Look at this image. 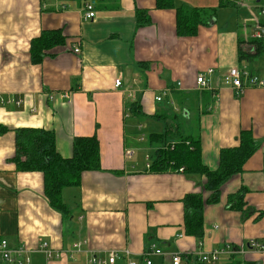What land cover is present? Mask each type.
<instances>
[{"label":"crops","instance_id":"0c3cea01","mask_svg":"<svg viewBox=\"0 0 264 264\" xmlns=\"http://www.w3.org/2000/svg\"><path fill=\"white\" fill-rule=\"evenodd\" d=\"M172 2L171 9H156V0H117L110 10H97L89 1L0 0V126L8 129L0 135V242L25 248L30 264H88L110 251L116 264L126 263L124 251L144 264L148 245L163 254L150 256L151 264H171L174 253L181 264H200L198 252L223 248L228 252L218 264H264V252L248 246L264 242V88L237 94L223 84L227 70L240 65V51L255 52L247 42L264 0ZM88 3L93 20L82 15ZM182 6L214 10L215 18L195 36L180 37L176 8ZM137 10L146 12L148 24L137 26ZM43 32H57L62 41L33 64L31 43ZM259 58L243 65L264 79ZM208 70L209 89H201L196 78ZM116 80L121 87L114 88ZM196 115L200 161L209 171L217 169L221 150L239 145L241 131L260 145L221 186L218 203H204L198 240L184 232L183 200L208 199L205 176L150 172L156 147L146 140L165 122L183 116L190 126ZM16 129L52 132L64 159L75 138H97L100 170L82 173L80 186L63 191L67 217L49 206L41 173L17 172L11 163ZM241 188L244 207L232 211L228 199ZM76 243L80 251L71 256Z\"/></svg>","mask_w":264,"mask_h":264},{"label":"trees","instance_id":"16d2710c","mask_svg":"<svg viewBox=\"0 0 264 264\" xmlns=\"http://www.w3.org/2000/svg\"><path fill=\"white\" fill-rule=\"evenodd\" d=\"M74 1L80 5L85 2L94 4L97 10H110L117 0H65ZM83 3V4H82ZM156 9L173 8L172 0H156ZM137 26L149 23L145 11L135 12ZM215 12L211 9H195L187 6L176 8V33L180 37H192L197 34L198 27L214 20ZM264 26V18L260 21ZM62 39L57 32H43L38 40L32 41L30 48L31 62L38 64L43 59V51L60 43ZM248 44L254 46L255 52L249 55L240 51L239 66L250 62L251 57L264 54V36L262 39H249ZM240 44L243 41L240 40ZM246 67V66H245ZM247 68V67H246ZM248 71L253 74L249 69ZM255 75V74H253ZM169 101H167L168 103ZM132 109L135 110L134 104ZM205 113V112H204ZM183 116L174 124L165 122L162 133H152L147 137V144L155 146L149 171L163 173L180 168L187 174L205 176V190L210 193L203 202L200 195H188L183 200V224L187 236L201 239L203 234V206L218 203L220 188L230 178L240 174L246 161L258 150L259 143L255 142L248 131L239 134V145L232 149H223L219 153L218 167L215 171L206 169L200 161L199 117L196 115L190 126L182 121ZM8 131L0 126V135ZM15 153L11 159L17 172H38L43 177V191L49 206L67 217L68 206L62 200L66 189L80 186L84 172L100 170L99 145L95 136L75 138L72 144V156L64 159L55 149L54 134L39 129H16ZM246 190L241 188L229 197L228 207L232 211H242L243 198Z\"/></svg>","mask_w":264,"mask_h":264},{"label":"built area","instance_id":"2783aa9c","mask_svg":"<svg viewBox=\"0 0 264 264\" xmlns=\"http://www.w3.org/2000/svg\"><path fill=\"white\" fill-rule=\"evenodd\" d=\"M61 1V0H56ZM84 20H93L95 17L94 7L91 4H85L82 12ZM264 18V5L258 9V16L254 17L251 22L254 30L251 33L250 38L259 40L264 36V26L261 25L260 21ZM75 54L79 53V49L73 50ZM213 73V70H208L206 74H199L196 78V84L201 89H209V79ZM223 84L227 87H231L237 94H241L246 88L255 87V88H264V79L259 78L257 75L251 74L245 66H236L227 70L225 75L223 76ZM121 87L120 81L114 82V88ZM163 97L157 96L155 97V102H162ZM149 168V165H147ZM182 172L183 169L180 168L178 170ZM248 246L255 250L264 252V242L251 240ZM80 243H76L73 245V250L71 252V256L80 251ZM228 248L213 250L210 253L198 252L196 257L200 264H218L221 256L227 254ZM127 261L125 264H135L133 261H129V252L124 251L122 253ZM152 255H163L160 249H157L154 245H148L147 248L144 249L142 253V261L144 264H151V260L149 259ZM50 258V255H48ZM117 253L110 251L107 253L105 258H99L96 256L90 257L88 260V264H116ZM171 264H181V257L179 254L174 253L170 255ZM0 263L7 264H30V256L29 252L23 248L10 249L7 246L5 241L0 242Z\"/></svg>","mask_w":264,"mask_h":264},{"label":"rangeland","instance_id":"374dc122","mask_svg":"<svg viewBox=\"0 0 264 264\" xmlns=\"http://www.w3.org/2000/svg\"><path fill=\"white\" fill-rule=\"evenodd\" d=\"M264 5V3L261 5V6H263ZM261 58H259L257 61H258V63H263V65H264V54L263 55H261L260 56ZM163 125V124H162ZM164 131V128L163 129H161V133ZM143 133L145 134L146 132L145 131H143Z\"/></svg>","mask_w":264,"mask_h":264}]
</instances>
